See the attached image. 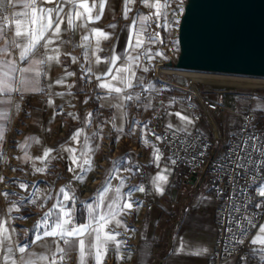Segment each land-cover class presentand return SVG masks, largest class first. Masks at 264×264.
<instances>
[{"label":"crops","instance_id":"0c3cea01","mask_svg":"<svg viewBox=\"0 0 264 264\" xmlns=\"http://www.w3.org/2000/svg\"><path fill=\"white\" fill-rule=\"evenodd\" d=\"M101 2L104 8L100 20L76 19L74 29L69 28L66 23L61 25V39L53 45V47L59 45L60 62L53 61L44 65L43 72L47 75L37 77L35 71L39 66L34 61L43 58L46 52L49 55L55 53L38 46L28 60L21 62L19 53L26 39L14 37L15 22L16 20L21 22V31L34 29L37 25L30 21L35 15H39V9L55 8L60 4V0H47L44 3L40 0H16L14 5L9 4L8 0H0V17L7 18L0 19V24L9 25L4 36L0 37V49L5 47L6 41L8 42L7 52L0 51V60L15 61L17 69H30L13 74L15 79L11 83L18 91L0 95V101H3L0 103V114H4L0 116V129L3 131V139H0V170L8 133L12 132L14 135L13 147L17 151L16 167L8 174L10 182L6 184V190L0 193V218L5 222L4 226L8 228L11 237V242H5V247L13 249L12 255L17 264H23L21 254L16 251L17 246L20 245L27 246L23 259H32L36 264H52L53 254L55 260H59L57 246L64 248L66 253L73 254L79 264L78 242L69 247L64 245L59 237H44L43 232L50 229L56 216L60 215L61 202L67 206L65 211L71 209L72 219L76 225L86 223L90 212L88 205L96 206L101 190L106 186L109 191L104 195L103 202L107 205L115 196V188L120 187V180L123 179L122 197L129 191L127 189L143 185L145 191L133 192L130 199L136 201L144 199L147 204L152 205L145 214L140 228L141 239L137 246L138 255L134 264H210L218 234L216 217L218 203L214 199L212 189L207 183L196 186L195 180L175 172L167 156L162 157L160 151L158 161L153 156V152L159 149V140L156 136H159L158 129L161 125L167 123L176 128L183 126V122L174 115L175 113L187 115L193 121L187 126L189 130H200L202 123L195 122L191 114L185 110V102L181 97L175 99L174 96L173 100L170 99L168 91L171 89L166 84L162 82L159 89H155L157 78L152 71L153 65L161 61L171 62V58L175 56L170 30L166 31L163 27V15L158 22L157 18L152 16V21L144 33L143 48L136 51L129 48L130 36L140 27L138 21L133 28V19L156 11L142 4L141 0H135L129 5L131 11L127 19L123 15L124 0H74V3L62 5L64 10L61 16L66 19L67 13L79 11L80 5L87 3L90 7L96 5L91 12L94 17L100 12ZM149 2L155 3V0ZM182 2L183 0H168L170 7L167 10L173 5L181 6ZM160 3L163 5L165 0H160ZM33 7L37 9L35 15ZM161 11L163 12L164 9ZM168 21L172 22L169 19ZM93 29L103 30L109 36L108 39L99 38L100 50H96L98 38ZM157 34L155 43L147 39L149 35ZM85 35L89 37L87 42L83 41ZM14 39L21 48L15 47L12 43ZM85 43L87 48L83 46ZM149 49L151 51L148 55L154 58L149 60L148 55H141V66L133 68L137 77L133 80L135 86L123 92V95L136 94L144 89L147 98L126 101L121 107H113L112 105H117L120 101L115 93L104 99L107 89L98 87L101 81H98L96 76L111 67L106 62L108 59L119 56L121 60L116 62L115 67H120L130 52L132 55H137ZM157 52L163 53V56L156 55ZM69 53L70 55H66ZM97 56L101 58L99 64L95 62ZM72 57L77 58L76 62H73ZM143 67H148L149 71L144 72ZM88 68L92 69L91 73L87 71ZM66 71L74 75L65 77ZM61 77H64L63 84L54 83ZM140 80L143 81L142 84ZM113 83L123 87L116 81ZM37 89L43 91H36ZM58 93L63 95H57ZM49 99L52 100L51 104L48 103ZM148 104H151V107H147ZM252 105L256 109L250 108L246 112L250 110L264 112L262 111L264 105H255L253 102ZM239 106L238 102L237 113L219 117L217 128L211 127V133L223 135L227 139L235 133L241 122L238 114L243 113L237 111ZM89 113H92L91 117L88 116ZM78 130L79 137L72 139L73 134ZM107 133L113 134L114 144L111 147L113 149L105 155L103 144ZM145 140L149 143L145 144ZM46 149L51 151L48 157L44 158ZM68 149L75 151L70 152ZM73 157H78L76 164L72 162ZM87 159L91 160L90 165L84 163ZM80 164H83V171L77 166ZM35 168L45 170L37 172ZM69 168H74L75 171L70 172ZM161 171L168 176V182L163 185V194L156 192L152 184L153 178ZM77 175L82 176L83 179H74ZM21 183L28 185L27 189L21 188L19 186ZM63 186H67L65 191L74 199L63 201V194L60 193ZM262 186L264 184L260 187ZM4 193L8 195L5 196ZM32 193L36 195L32 196ZM124 202V199L119 201L121 206ZM258 204L261 207H257ZM14 205L19 206V211L15 210ZM54 205L57 207L54 208ZM256 207L264 209V197L260 196ZM137 208L134 206L133 210ZM49 210L53 215L49 218V225L46 228L41 221L44 213ZM117 219L122 220V213ZM120 228H116L114 222L105 224L101 229V236L109 231L117 232ZM257 231L255 237L259 234V229ZM37 235L42 239L32 243L31 240ZM181 239L189 241L190 248H202L206 251L198 255L195 252H178ZM116 240L119 241V236ZM87 242L86 240V245ZM110 244L115 242L109 241L101 248L100 264L106 254L104 248L107 249ZM260 248L264 246L253 245L248 256L240 260L228 258L222 264H264V253L256 251ZM94 253L95 249L92 253L86 254L85 264H97ZM3 255V250H0V257ZM41 255H46L48 259H37ZM8 264H11V261Z\"/></svg>","mask_w":264,"mask_h":264},{"label":"built area","instance_id":"2783aa9c","mask_svg":"<svg viewBox=\"0 0 264 264\" xmlns=\"http://www.w3.org/2000/svg\"><path fill=\"white\" fill-rule=\"evenodd\" d=\"M163 65L162 61L155 64L156 78L182 93L184 108L195 122L199 123L208 116L210 127L216 129L219 117L237 113L235 108L237 101L232 95L213 97L207 92V88L192 79L180 81L161 77L165 71L163 69L158 71V68ZM137 93L140 94V100L147 98L146 90L142 89ZM238 115L241 118L240 125L228 139L223 135L206 133L199 129L189 130V134L180 132L174 137L173 132L178 128L169 129L167 123H163L158 129V135L161 137L158 142L161 156H167L175 172H180L192 180L195 177L196 186L207 183L218 203L216 214L218 234L210 264H222L228 258L240 260L248 256L253 249L251 240L264 221V209L256 207L260 199L259 188L264 184V147H261L260 151L251 147L253 143L258 147L264 145V112L250 110ZM113 137L112 133H107L103 144L105 155L113 149L111 148L114 144ZM252 137L255 139H250ZM241 146L243 152H240ZM237 156L242 157L241 162L244 165L242 168L236 167ZM173 160L175 163H172ZM14 165V154L7 151L0 173L3 179L0 180L10 181L8 174L12 172ZM5 190L6 187L3 188V191ZM137 201L141 202L140 207L122 213L123 224L127 225L128 231L125 232L123 226L117 231L121 233L119 241H124L119 252L124 258L117 259L115 244H110L102 264H134L141 239L140 228L145 214L152 207L144 199ZM235 208H239L240 211L235 212ZM249 219L252 221L251 224L248 223ZM237 220L241 225L239 229ZM33 240L34 238L31 240L32 243ZM62 264L78 262L73 254L67 253Z\"/></svg>","mask_w":264,"mask_h":264},{"label":"snow or ice","instance_id":"6c2138e0","mask_svg":"<svg viewBox=\"0 0 264 264\" xmlns=\"http://www.w3.org/2000/svg\"><path fill=\"white\" fill-rule=\"evenodd\" d=\"M41 3L47 2V0H40ZM135 0H124V10H123V15L124 18L127 19L128 13L131 11V8L129 7L130 4L134 3ZM9 4H15L16 0H8ZM64 3H74V0H60V4L55 7V8H41L39 9V15H35L37 12V9L33 7V14L35 15V18L32 19L30 22L34 25H37L36 28L34 29H29L26 31H21V22L19 20H16L15 22V33L14 37L15 38H20L24 37L26 39L25 45L22 47V50L19 53V60L21 62L28 60L29 56L34 53V50L38 46H42L46 50H50L52 53H55L54 55H49L47 52L45 53L44 57L35 60L34 63H36L39 68L35 71V75L37 77H40L41 75H47L46 73L43 72V66L46 64H50L51 62L55 61L56 63H59V55H60V50H59V45L56 47H53V45L56 43V41H60L61 37L60 34L62 32L61 25L62 24H67L69 28L74 29L75 28V21L76 19L80 20H100L102 13H103V8L104 4L103 2L100 3V12L96 14L94 17L91 15L92 9L96 6L93 4L91 7L87 3H83L80 5V10L76 11L75 13L69 12L66 14V19L64 16H61V13L63 12V7L62 5ZM141 3L147 6L148 8H154L156 11L154 13H151L150 15H144V16H137L136 18L133 19L132 25L133 28L137 25V22L139 21L140 27L138 29H135L133 32V35L130 36L129 38V48L132 51H136L137 49L143 48L144 45V33L147 31V27L150 25V22L152 21V16H155L157 18V22L159 21V18L161 15L164 16V25L163 27L165 28L166 31L171 30L173 25L177 26L179 25V18L176 16V13L173 12L174 20L172 23H170L167 19V9L170 7V4L168 3V0H165V3L161 5L160 0H155V3H150L149 0H141ZM25 7H29V5H25ZM161 9H164L162 12ZM183 9H180V13L182 14ZM53 13H55V18H53ZM85 14H88L85 16ZM0 19L6 20L7 18L5 17H0ZM86 26V25H85ZM157 26L159 27V23H157ZM9 27L8 24H0V37L4 36L5 31ZM109 27H115V25H109ZM67 30V29H64ZM97 36V45H96V50L99 49V38L103 39H108L109 36L106 32L100 29H93ZM50 33V34H49ZM157 35H149L147 39L155 43L157 40ZM89 40V37L85 35L83 37V41L87 42ZM41 41H43V44L41 45ZM7 41L6 45L4 48L0 49L2 52H7ZM12 43L15 45L17 48H21L20 44L15 43V39L12 41ZM61 43H64V41H61ZM176 44L179 43V41L175 42ZM85 48H87V44L83 45ZM151 50H147L145 53H140L137 55H132L131 52L129 53L128 57L125 58L123 61L122 65L120 67H115L116 62L121 60L119 56H114L111 59H108L106 62L111 65L107 69L106 72L102 73L99 76H96V79L98 81H101L98 84V87L107 89V94L104 97V99H108L113 95V93L116 94V98L120 101L119 104L117 105H112L113 107H121L123 106L124 102L126 101H132V100H140V94H128V95H123V92L127 89H132L135 85L133 83V80L137 79L136 73L133 70L134 67H140V59L141 55H148V52ZM95 54V52L93 53ZM66 55H70L66 54ZM156 55L158 56H163V53L157 52ZM85 57L87 58V51H85ZM154 57L151 55H148V59L152 60ZM73 62H76L77 58L72 57ZM97 64L101 63V58L96 57ZM115 67V74H113V68ZM5 69H8L5 71ZM30 69L27 68H20L17 69L16 62L15 61H4L0 60V95L4 94H10L13 91H18L16 89L11 81L15 79V76L13 75L17 71L19 72H26L29 71ZM87 71L89 73L92 72L91 68H88ZM144 72H148L149 69L148 67H143ZM74 73L72 72H65V77L67 76H72ZM110 77V79H107ZM113 81L118 82V84L123 85V87L116 86V84L113 83ZM54 83L56 84H63L64 83V77L58 78ZM140 83L142 84L143 81L140 80ZM51 87V85H49ZM149 87H154V85H149ZM36 91H43V89H37ZM57 95H63V93H58ZM3 101H0L2 103ZM48 103L51 104L52 100L49 99ZM19 107V105H17ZM147 107H151V104H148ZM172 113H170L171 115ZM4 114H0V116H3ZM69 115H72L69 113ZM177 117L181 119L183 122V126L180 128L176 129L173 132V136L175 137L177 133L183 132L185 134H189V129L188 125L192 124L193 121L187 116V115H181L180 112L175 113ZM89 117L92 116V113L88 114ZM169 129H172L173 126L171 124L168 125ZM80 135V131H76L72 139H77ZM0 139H3V131L0 129ZM157 140H160V136H156ZM250 139H255L254 137ZM87 140V137L85 138ZM145 144H148L149 141L145 140ZM153 147H155L153 145ZM253 149H256L257 151H260L261 147H264V145H261L258 147L255 143L251 145ZM51 149H46L44 152V158H47L49 155V152ZM70 152H74L75 149H68ZM240 152H243V146L240 147ZM159 149H156L153 152V156L155 157L156 161L160 159V156L158 155ZM78 157H73L72 162L73 164L77 163ZM236 167L237 168H242L244 165L241 162L242 157L237 156L236 158ZM85 164H91V160L87 159L84 161ZM172 163H175L173 160ZM78 167L81 168L83 171V164L77 165ZM45 169L44 168H35V171L37 172H43ZM70 172H74V168H69ZM0 179H3L0 177ZM74 179H83L82 176H75ZM168 182V176L163 174V171L160 173H157V175L153 178L152 184L156 190V192L163 194L164 192V187L163 185ZM124 181L123 179L120 180V187L115 188V196L112 198V200L105 205L104 204V195L109 191L108 187L106 186L104 189L101 190L100 193V199L97 201V204L95 207L93 205L89 204L88 208L90 209L89 212V217L86 223L76 225L72 219V214H71V209H68L65 211L64 209L67 207L66 205L61 202V207H60V215L56 216V220L52 223L50 229L45 230L43 232L44 237H59L60 241L63 242L64 245H67L69 247H72L75 243L78 242L79 246V264H85V256L87 253H92L93 250L95 249V259L97 264H100V259H101V248H103L106 244H108L109 241L115 242V249L117 252V259H123L124 257L119 255L121 245L124 244V241H118L116 240V237L121 235L120 232H106L104 236H101V229L105 224L114 222L116 228H120L121 226L124 227L125 232L128 231L127 225L123 224V221L120 219H117L120 213H126L127 211H130L133 209V207H139L141 202L136 201V200H131L130 197L132 196V193L135 191L139 192H144L145 188L143 185H137L133 186L132 188L129 189L127 193H124L123 197L121 196V187H123ZM23 189H27L28 185L21 183L19 185ZM65 187L63 186L60 189V193L63 194V201H68L74 199V197H70L68 192L65 191ZM258 194L261 197H264V186L259 188ZM5 196H7V193H4ZM32 196H35L36 193H32ZM59 195V194H58ZM121 199H124V203L121 206L119 201ZM35 203V201H32ZM54 208L57 207L56 205L53 206ZM257 207H261V205H257ZM14 208L16 211H19V206L14 205ZM9 211H12V209H9ZM235 212H239V208L234 209ZM53 215V212L49 210L48 212L44 213L43 220L41 221V224L45 226L46 228L49 225V218ZM248 223L251 224L252 221L249 219ZM237 228L239 229L241 227L239 220L236 221ZM5 222L3 221L2 218H0V250H3L4 255L0 257V264H8L9 261H11V264H17V261L14 259L12 253L13 249L11 247H5V242H11V237L8 234V228L4 226ZM71 225V227H69ZM93 225H96L95 227ZM37 227H40V225H37ZM13 231H15L13 229ZM227 231V229H226ZM241 235H243V232H241ZM42 239L41 236L37 235L33 243L36 241H39ZM86 240L87 245H86ZM58 243V242H57ZM240 243H243V241H240ZM190 242L187 240L181 239L180 241V246L177 249L178 252H195V254H200L203 251H206V249H193L189 247ZM251 244L253 245H262L264 246V225H261L259 227V234L254 237L251 240ZM27 246L26 245H20L17 246L16 251H18L21 254V260L23 261V264H36V262L32 259L24 260L23 259V254L26 252ZM104 251L106 252L107 249L104 248ZM256 251L264 253V248L256 249ZM56 252L59 253L60 255V261L61 264L64 260V257L66 256L65 249L62 247L57 246ZM55 254H53V262L52 264H56L55 261ZM39 260H47L48 257L46 255H41L37 257Z\"/></svg>","mask_w":264,"mask_h":264},{"label":"water","instance_id":"95a60500","mask_svg":"<svg viewBox=\"0 0 264 264\" xmlns=\"http://www.w3.org/2000/svg\"><path fill=\"white\" fill-rule=\"evenodd\" d=\"M180 30L166 65L264 73V0H190Z\"/></svg>","mask_w":264,"mask_h":264},{"label":"rangeland","instance_id":"374dc122","mask_svg":"<svg viewBox=\"0 0 264 264\" xmlns=\"http://www.w3.org/2000/svg\"><path fill=\"white\" fill-rule=\"evenodd\" d=\"M189 2H190V0H183L181 6L173 5L171 9L167 10V13H168L167 18L169 20H171L173 22V20H174L173 12H175L176 16L179 18L178 27L173 25V27L170 30L171 42L175 46V56H174V58H171V60L174 62L180 61L179 57H180V54L182 52V44L180 42V35H181L180 27H181L183 18L185 16V13L187 11V7H188ZM181 8L183 9L182 14L180 13ZM176 41H179V43L176 44L175 43ZM166 63L167 62H165L164 64L166 65ZM173 68H179V67H173ZM152 71L155 73V64L153 65ZM161 77H164L168 80H180V81H186L187 79L193 78L194 80L199 82V84L202 87H204L205 89L207 88V92L213 97L219 96V98H220L221 97L220 95L230 94L237 101L235 108H237L238 102L240 103L239 109L237 110L238 112L244 113V112H246V110H249L250 108L256 109L252 105V102L255 105H264V79L263 80H257V79H252V78L241 79V78H236V77L232 78V77L221 76V75L218 76L216 74H207V73L201 74V73H195V72H191V71L190 72L179 71V70L168 71L166 69H165V72L162 73ZM157 81L161 82L159 80V78H157ZM167 86L171 89L170 91H168V93H170V99L171 100H173L174 98L177 99L178 97L182 98L181 92H179L178 90L176 91L175 88H173L169 85H167ZM220 92H222V94ZM174 96H176V97H174ZM251 100H252V102H251ZM262 111H264L263 108H262ZM200 122H202L201 126H200V130L203 132H206V133L207 132L211 133V131H210L211 127L209 124V117L208 116L204 117ZM218 122H220V121H218ZM7 137H8L7 143H9V145L8 146L5 145V148L3 151L4 154H3V157L1 158L2 163L6 159L7 151H10V153L12 155L14 154L15 165H16L17 151H16L15 147H13V144H14L13 141L15 140V137L12 134V132L8 133ZM9 148H11V149H9ZM2 163H1V166H2ZM13 169H12V171H13ZM2 170H3V166L0 170V173L2 172ZM5 173H7V172H4V174ZM9 182L10 181L0 180V193L4 192L3 188L6 187V184ZM55 261H56V264H60V259L55 260Z\"/></svg>","mask_w":264,"mask_h":264},{"label":"bare ground","instance_id":"6f19581e","mask_svg":"<svg viewBox=\"0 0 264 264\" xmlns=\"http://www.w3.org/2000/svg\"><path fill=\"white\" fill-rule=\"evenodd\" d=\"M161 69H163L165 71L168 70V71H176V70H179V71H186V72H195V73H201V74H216L218 76H228V77H236V78H241V79H249V78H252V79H257V80H263L264 79V73L263 74H260V73H255V72H241V71H229V70H222V69H219V70H216V69H210V68H198V67H193V66H190V67H179V68H173L172 66L170 65H163L161 67L158 68V71H160ZM192 80H194L192 78ZM196 81V80H194Z\"/></svg>","mask_w":264,"mask_h":264},{"label":"trees","instance_id":"16d2710c","mask_svg":"<svg viewBox=\"0 0 264 264\" xmlns=\"http://www.w3.org/2000/svg\"><path fill=\"white\" fill-rule=\"evenodd\" d=\"M156 81H157V80H155V82H156ZM160 85H161V82L157 81V83H156V85H155V89L158 90L159 87H160Z\"/></svg>","mask_w":264,"mask_h":264}]
</instances>
